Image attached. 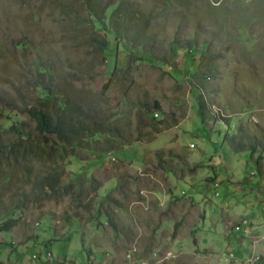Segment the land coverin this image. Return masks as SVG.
<instances>
[{
	"label": "rangeland",
	"instance_id": "374dc122",
	"mask_svg": "<svg viewBox=\"0 0 264 264\" xmlns=\"http://www.w3.org/2000/svg\"><path fill=\"white\" fill-rule=\"evenodd\" d=\"M125 1L151 25L111 70L82 0H0V263L264 264V0ZM38 84L107 133H39Z\"/></svg>",
	"mask_w": 264,
	"mask_h": 264
},
{
	"label": "trees",
	"instance_id": "16d2710c",
	"mask_svg": "<svg viewBox=\"0 0 264 264\" xmlns=\"http://www.w3.org/2000/svg\"><path fill=\"white\" fill-rule=\"evenodd\" d=\"M83 6L86 8L89 14V20L94 27L97 34H101V40L98 41V48L103 53V58L109 63V69L113 70L119 58L117 56L118 51L128 54V58L138 57L137 53L133 50L131 44L134 43H145L147 41V28L151 25V15L141 13L136 10L133 4L126 2L125 0H118L117 3H109L107 0H82ZM151 36H149L150 38ZM145 38V41H144ZM142 40V41H141ZM150 56L151 53L149 52ZM150 59V57H149ZM152 61H156L153 60ZM158 62V61H157ZM199 64V62H198ZM183 71V70H181ZM197 69L193 70L192 75L196 74ZM207 78V75L204 74ZM39 85V99L41 101L40 106H30L25 107L23 112L35 121L36 129L41 134H53L57 137L59 141L63 144H76L80 131L83 133L92 131L95 133H107V129L100 124L94 123L95 126L92 129L89 125H83L80 118L78 107L75 103L66 99L64 101H54L53 92L49 87H45L42 84ZM198 91V89H197ZM198 114L201 118L206 116L207 105L205 98L201 92H198L195 96ZM58 103V105H56ZM158 108V104H156ZM218 113H211L208 119L221 120L225 125V137L224 141L230 146L235 147V149L241 150V148L246 144L241 140H236V136L232 135L231 124L228 122L227 117H217ZM14 114L7 113V119L12 121ZM15 119L9 126L13 132L18 134L19 143L16 145L20 146V142H27L28 149L32 153L36 148L39 150H45L44 147H39L37 142L30 139L29 134H27L22 128L17 126L14 122ZM95 122V121H94ZM86 131V132H85ZM255 143H250L248 150L250 151V156H253L254 150L260 146V141H254ZM12 147L14 144L11 145ZM27 146V145H26ZM255 172L257 176L260 175L261 166L264 167V148H261L260 153L254 159ZM61 171H54L53 173L47 175L43 181V184L50 191H56L59 187V182L61 179ZM218 196L219 192L215 191ZM183 195H181L182 197ZM16 218H10L6 221L0 223V230L7 231L17 224ZM241 228V226L239 225ZM177 225H175L174 230H176ZM174 234V233H173ZM1 264V263H0ZM44 264V263H42ZM62 264V263H58ZM90 264H99L91 259Z\"/></svg>",
	"mask_w": 264,
	"mask_h": 264
},
{
	"label": "built area",
	"instance_id": "2783aa9c",
	"mask_svg": "<svg viewBox=\"0 0 264 264\" xmlns=\"http://www.w3.org/2000/svg\"><path fill=\"white\" fill-rule=\"evenodd\" d=\"M157 113H155L154 115H156ZM237 229H238V226H237ZM50 256L51 254L49 252L46 253V260H44V264H51V261H50Z\"/></svg>",
	"mask_w": 264,
	"mask_h": 264
},
{
	"label": "clouds",
	"instance_id": "9594fccd",
	"mask_svg": "<svg viewBox=\"0 0 264 264\" xmlns=\"http://www.w3.org/2000/svg\"><path fill=\"white\" fill-rule=\"evenodd\" d=\"M50 253V252H49ZM51 254V253H50ZM50 258H51V256H50ZM50 261H52V259L50 260ZM44 263V262H43Z\"/></svg>",
	"mask_w": 264,
	"mask_h": 264
}]
</instances>
